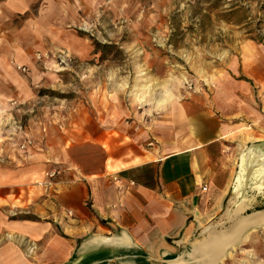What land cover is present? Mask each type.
I'll return each mask as SVG.
<instances>
[{
	"label": "crops",
	"instance_id": "crops-1",
	"mask_svg": "<svg viewBox=\"0 0 264 264\" xmlns=\"http://www.w3.org/2000/svg\"><path fill=\"white\" fill-rule=\"evenodd\" d=\"M60 5L0 0V82ZM184 91L159 110L152 148L112 115L64 153L32 154L42 151L32 143L16 161L2 156L0 264H173L209 226L210 241L234 236L213 264L231 248L264 253V218L236 231L264 217V45L244 42L208 90Z\"/></svg>",
	"mask_w": 264,
	"mask_h": 264
},
{
	"label": "rangeland",
	"instance_id": "rangeland-1",
	"mask_svg": "<svg viewBox=\"0 0 264 264\" xmlns=\"http://www.w3.org/2000/svg\"><path fill=\"white\" fill-rule=\"evenodd\" d=\"M60 3L61 13L55 15L50 32L29 41L32 46L24 45L25 63L18 66L26 72L5 65L6 80L0 82V159L16 161L23 139L41 145L42 151L32 154L64 153L72 144L90 140L96 125L112 120V115L119 125L134 124L127 130L133 137L147 132L149 149L157 139L153 129L160 112L146 114L150 108L133 102V88L146 84L155 98L176 81L184 80L188 92L208 90L229 63H235L244 42L264 45V0ZM37 53L45 57L36 61ZM52 165L60 171L62 164L55 159ZM33 190L31 186L27 191L28 201ZM16 204H22L21 198ZM205 232L210 234V226ZM207 236L200 234L195 240ZM236 248L228 250L221 264L250 261ZM252 254L253 264H264L258 259L264 253ZM178 259V264H201L190 251Z\"/></svg>",
	"mask_w": 264,
	"mask_h": 264
},
{
	"label": "bare ground",
	"instance_id": "bare-ground-1",
	"mask_svg": "<svg viewBox=\"0 0 264 264\" xmlns=\"http://www.w3.org/2000/svg\"><path fill=\"white\" fill-rule=\"evenodd\" d=\"M183 81L174 82L172 88L164 90L163 94L159 98H155L150 95L149 86L146 84H139L138 86L133 88L130 91V96L136 105L149 107L150 109L145 110V113L151 115L152 111H156V110L159 111L164 109V107H166L167 105H173L176 102H178L183 95L184 96L186 95V92L184 91V87H183ZM236 213L237 212H234L233 214ZM233 214L231 215L230 213L229 216L232 217ZM263 218L264 217H258L254 220H240V223L236 228V231L238 232L250 221H258ZM233 237H234L233 235L227 237L215 236L210 241V234H209L201 242L198 243V247H199L198 251L197 253H194L196 259H199L201 261V264H213L219 258V256L222 255V253L220 252L222 251L223 247L227 246L232 242ZM247 254L250 260L247 264H251L252 261L255 260L254 258L255 256L252 253H247ZM179 261L180 260L178 259L173 263L178 264Z\"/></svg>",
	"mask_w": 264,
	"mask_h": 264
},
{
	"label": "built area",
	"instance_id": "built-area-1",
	"mask_svg": "<svg viewBox=\"0 0 264 264\" xmlns=\"http://www.w3.org/2000/svg\"><path fill=\"white\" fill-rule=\"evenodd\" d=\"M45 57V55H41L40 53H37V54H35V56H34V58H35V60L36 61H41L43 58ZM16 70L18 71V72H21V73H25L26 72V69H25V67H23V66H17L16 67ZM155 141L153 140V141H151L149 144H148V147H154V145H155V143H154ZM31 144H32V142H31V140H29V139H23L19 144H18V149L20 150V151H22V152H24V151H26V149L29 147V146H31ZM58 173H59V171H51L50 173H48V178L49 179H53L56 175H58ZM202 190L203 191H206V187L204 186L203 188H202ZM66 215L67 216H69V217H71L72 216V213L70 212V211H68V212H66Z\"/></svg>",
	"mask_w": 264,
	"mask_h": 264
}]
</instances>
